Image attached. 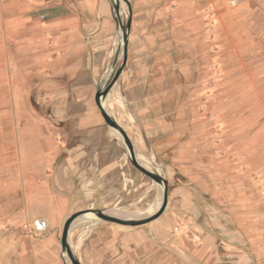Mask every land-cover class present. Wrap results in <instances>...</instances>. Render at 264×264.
<instances>
[{
    "label": "rangeland",
    "instance_id": "obj_1",
    "mask_svg": "<svg viewBox=\"0 0 264 264\" xmlns=\"http://www.w3.org/2000/svg\"><path fill=\"white\" fill-rule=\"evenodd\" d=\"M129 1V36L142 31L133 34L135 44L166 51L168 82L182 99L176 128L160 135L155 150L137 152L168 178V203L157 218L125 225L134 240L128 255L118 244L122 234L111 249V234L91 239L95 225L72 229V250L81 264H264V0ZM120 10L126 23L122 0ZM137 12L149 18L134 28ZM115 133L123 145L118 171L86 183L90 196L80 197L88 201L81 210L148 217L162 190L132 165ZM31 221L20 229L0 216V264H55L31 245L42 238L29 233ZM61 254L57 264H66Z\"/></svg>",
    "mask_w": 264,
    "mask_h": 264
},
{
    "label": "crops",
    "instance_id": "obj_2",
    "mask_svg": "<svg viewBox=\"0 0 264 264\" xmlns=\"http://www.w3.org/2000/svg\"><path fill=\"white\" fill-rule=\"evenodd\" d=\"M144 18L137 12L133 27ZM117 28L111 0H0V216L20 229L48 219V230L31 245L55 264L61 223L87 207L79 200L90 196L86 183L103 181L120 164L123 145L95 101L112 66ZM134 33L143 34L134 29L129 36L126 65L104 105L136 152L153 151L160 135L176 128L182 99L176 82L170 88L166 51L135 44ZM76 222L72 229L96 226L91 239L111 234L108 249L120 234L123 253L133 249L125 225Z\"/></svg>",
    "mask_w": 264,
    "mask_h": 264
},
{
    "label": "water",
    "instance_id": "obj_3",
    "mask_svg": "<svg viewBox=\"0 0 264 264\" xmlns=\"http://www.w3.org/2000/svg\"><path fill=\"white\" fill-rule=\"evenodd\" d=\"M122 1H124L128 7V18L126 23L124 22L122 14L119 15L121 11L120 0H111L113 14L118 24L117 47L108 77L104 81L103 85L96 91L95 101L98 108L100 109V112L106 124L110 127L111 130L117 132L121 136L122 142L125 146L126 154L130 159L132 165L136 167L141 173H143L144 175L152 179L154 182H156L158 185L162 186L161 204L157 209V211L152 215L138 219L125 218L118 215H113L107 213L106 210L101 208H87L85 210H79L72 213L64 221L60 236V246L62 252L61 255L63 256V254L66 253L72 264H81L79 258L72 250V246L69 240L72 225L79 216L83 215L84 213L90 212L98 219V221L112 222L120 225H139V224L147 223L157 218L164 211L168 203V178L159 171L146 167L139 161L137 157V152L134 148V145L129 135L127 134L125 129L118 123L116 118L106 111L104 105L105 99L108 96L114 84L116 83V81L118 80L122 69L126 65L127 57H128V43H129V33L132 22V9L129 0H122Z\"/></svg>",
    "mask_w": 264,
    "mask_h": 264
},
{
    "label": "bare ground",
    "instance_id": "obj_4",
    "mask_svg": "<svg viewBox=\"0 0 264 264\" xmlns=\"http://www.w3.org/2000/svg\"><path fill=\"white\" fill-rule=\"evenodd\" d=\"M121 14H122V12L120 11L119 15H121ZM119 33H120V30H119ZM112 133H113V135L116 134L113 130H112ZM138 157L140 158V156H138ZM159 186H160V189L162 190V186L161 185H159ZM160 204H161V195L158 198V200L155 202V204L148 211H146L144 214H148L150 211L156 210L160 206ZM106 212L113 214V215H118V213L114 212V211H110V212L106 211ZM76 220H77L76 223L88 222L89 224H91L92 222L98 221V219L90 212L84 213L83 215L79 216ZM71 231H72V228H71ZM71 231H70V233H71ZM63 256H65V258H66L65 263L68 264L69 263V261H68L69 257L67 256L66 253H64Z\"/></svg>",
    "mask_w": 264,
    "mask_h": 264
},
{
    "label": "built area",
    "instance_id": "obj_5",
    "mask_svg": "<svg viewBox=\"0 0 264 264\" xmlns=\"http://www.w3.org/2000/svg\"><path fill=\"white\" fill-rule=\"evenodd\" d=\"M237 0H230L232 4H235ZM49 228V221L46 218L36 217L32 219L30 224L29 233L34 236L44 234Z\"/></svg>",
    "mask_w": 264,
    "mask_h": 264
}]
</instances>
